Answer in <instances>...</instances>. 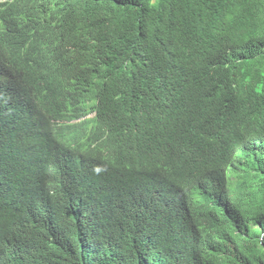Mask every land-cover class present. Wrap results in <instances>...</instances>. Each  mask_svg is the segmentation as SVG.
<instances>
[{"label": "trees", "instance_id": "trees-1", "mask_svg": "<svg viewBox=\"0 0 264 264\" xmlns=\"http://www.w3.org/2000/svg\"><path fill=\"white\" fill-rule=\"evenodd\" d=\"M0 264H264V0L0 2Z\"/></svg>", "mask_w": 264, "mask_h": 264}, {"label": "clouds", "instance_id": "clouds-1", "mask_svg": "<svg viewBox=\"0 0 264 264\" xmlns=\"http://www.w3.org/2000/svg\"><path fill=\"white\" fill-rule=\"evenodd\" d=\"M7 0H0V2H6ZM17 7H14V10L16 11ZM12 14V15H11ZM14 13L11 11L10 13V17L7 18L8 22L10 24H17L20 23V25H26L28 26V29L30 30V26L25 22V21H16L17 18L20 19V17H17V15H13ZM57 51H61L62 49H60V47H55L54 48ZM62 76L66 77L65 74H62ZM43 77L42 76H38L37 78V85L43 87V88H47L50 89V86H47V83H43ZM157 179L161 182V184L163 185V187L165 188V190L167 191V193L169 194H174L176 189L178 188V186L180 185V179L178 177H176L175 179L171 180L170 178L166 177L164 174L162 173H157ZM184 193L187 194L189 196V198H193L194 200L196 198H198V188L197 185H193L192 187L184 190Z\"/></svg>", "mask_w": 264, "mask_h": 264}, {"label": "rangeland", "instance_id": "rangeland-1", "mask_svg": "<svg viewBox=\"0 0 264 264\" xmlns=\"http://www.w3.org/2000/svg\"><path fill=\"white\" fill-rule=\"evenodd\" d=\"M42 41L46 42V44H47V41H45L44 39H42Z\"/></svg>", "mask_w": 264, "mask_h": 264}]
</instances>
